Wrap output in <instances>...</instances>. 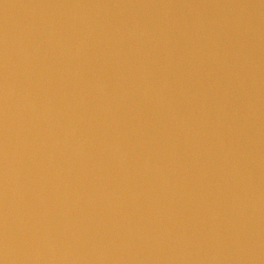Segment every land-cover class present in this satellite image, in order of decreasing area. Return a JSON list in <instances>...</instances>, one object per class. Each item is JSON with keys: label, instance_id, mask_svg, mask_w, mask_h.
Masks as SVG:
<instances>
[{"label": "water", "instance_id": "water-1", "mask_svg": "<svg viewBox=\"0 0 264 264\" xmlns=\"http://www.w3.org/2000/svg\"><path fill=\"white\" fill-rule=\"evenodd\" d=\"M0 264H264V0H0Z\"/></svg>", "mask_w": 264, "mask_h": 264}]
</instances>
